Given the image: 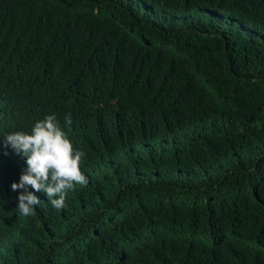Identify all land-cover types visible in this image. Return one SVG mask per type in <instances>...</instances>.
Wrapping results in <instances>:
<instances>
[{
    "label": "trees",
    "instance_id": "obj_1",
    "mask_svg": "<svg viewBox=\"0 0 264 264\" xmlns=\"http://www.w3.org/2000/svg\"><path fill=\"white\" fill-rule=\"evenodd\" d=\"M53 113L88 183L0 148V264H264V0H0V135Z\"/></svg>",
    "mask_w": 264,
    "mask_h": 264
},
{
    "label": "clouds",
    "instance_id": "obj_2",
    "mask_svg": "<svg viewBox=\"0 0 264 264\" xmlns=\"http://www.w3.org/2000/svg\"><path fill=\"white\" fill-rule=\"evenodd\" d=\"M65 123H72L71 114L65 116ZM0 137V148L5 150V155L10 147L25 158L26 168L19 181L11 183L12 191L23 189L16 205L20 215H33L35 206L40 204V199L28 191L29 186L45 192L51 205L61 210L66 207L69 189L87 185L88 178L81 169L85 153L73 146L54 113L37 120L30 132L13 130Z\"/></svg>",
    "mask_w": 264,
    "mask_h": 264
},
{
    "label": "bare ground",
    "instance_id": "obj_3",
    "mask_svg": "<svg viewBox=\"0 0 264 264\" xmlns=\"http://www.w3.org/2000/svg\"><path fill=\"white\" fill-rule=\"evenodd\" d=\"M137 108V107H136Z\"/></svg>",
    "mask_w": 264,
    "mask_h": 264
}]
</instances>
